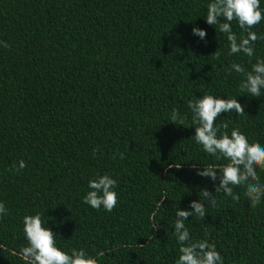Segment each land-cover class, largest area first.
<instances>
[{
    "label": "trees",
    "instance_id": "16d2710c",
    "mask_svg": "<svg viewBox=\"0 0 264 264\" xmlns=\"http://www.w3.org/2000/svg\"><path fill=\"white\" fill-rule=\"evenodd\" d=\"M210 2L0 0V41L10 45H0V202L7 209L0 264H31L19 253L27 246L23 217L36 214L61 250L83 249L98 264H176V211H194L189 205L203 189L215 194L197 170L228 163L196 144L188 101L237 99L245 114L221 113L214 126L229 135L238 127L264 146V95L240 91L244 76L226 71L251 64L243 53L229 55L226 34L206 23ZM231 26L245 35L236 21ZM251 31L264 37V20ZM253 47L252 63L264 59V39ZM174 108L183 125L172 123ZM21 160L26 167L17 172L12 166ZM256 171L264 185V169ZM97 174L117 181L111 212L83 203ZM245 191L234 188L238 203L218 193L205 218L185 221L191 238L215 244L224 264H264V196L252 207Z\"/></svg>",
    "mask_w": 264,
    "mask_h": 264
},
{
    "label": "clouds",
    "instance_id": "9594fccd",
    "mask_svg": "<svg viewBox=\"0 0 264 264\" xmlns=\"http://www.w3.org/2000/svg\"><path fill=\"white\" fill-rule=\"evenodd\" d=\"M206 23L210 26H217L220 33L226 34L229 42V55L239 53L249 57L251 70H246L240 64L233 63L226 71L235 70L244 76L240 84V91L249 93L252 97L264 95V59L256 58L252 63L255 54L254 43L258 37L257 33L251 29L264 20V9H261L260 0H211L207 5ZM223 21V22H222ZM236 21L240 29L245 33L239 38L232 30V22ZM216 29V30H217ZM194 36L201 40H206L207 32L198 27L192 30ZM0 45L10 47L6 42L0 41ZM222 53L217 50L214 56L219 59ZM188 108L192 113V121L196 125L193 139L196 144L201 145L203 151L217 160L226 159L227 164L220 167L219 171L209 165L197 170V175L210 178L215 187V194L207 189L199 192L200 200L192 201L189 205L194 211H176L174 222V232L177 242L180 244L179 258L176 264H224L222 255L216 250V245L207 240H196L191 238V234L185 225L189 217L198 216L205 218L207 206L216 207V194L223 193L238 203L240 196L234 192V188L244 186L245 195L251 202L252 207H256L264 196V185L258 183L256 168L264 169V146L260 143H249L248 138L239 130L232 129L230 135L227 131L220 132V126H214L221 113L235 112L238 116L245 114L244 107L237 99H222L217 96L205 94L200 98L193 97L188 101ZM172 123L179 121L184 124V118L180 116L177 109H172L170 113ZM222 127L228 128L225 122ZM97 150L93 151L95 155ZM123 159V154L118 153ZM115 158V157H113ZM23 160L19 161V166L15 164L17 172L25 168ZM12 169L10 168L9 171ZM167 171V170H166ZM219 173V175H218ZM219 181L217 184L216 181ZM117 181L108 174L99 175L88 182L90 189L83 197V203L91 208L100 210L101 207L111 212L117 205ZM7 209L4 203L0 202V216L6 215ZM24 234L27 246L20 249V255L31 261V264H98L95 257L90 256L83 249L75 248L69 252L61 250L57 246L55 234L50 228L42 224L40 214L26 215L23 217Z\"/></svg>",
    "mask_w": 264,
    "mask_h": 264
}]
</instances>
